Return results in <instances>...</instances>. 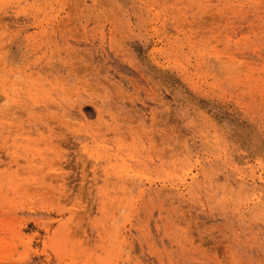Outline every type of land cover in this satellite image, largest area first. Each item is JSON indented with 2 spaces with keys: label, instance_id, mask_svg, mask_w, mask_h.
Here are the masks:
<instances>
[{
  "label": "rangeland",
  "instance_id": "rangeland-1",
  "mask_svg": "<svg viewBox=\"0 0 264 264\" xmlns=\"http://www.w3.org/2000/svg\"><path fill=\"white\" fill-rule=\"evenodd\" d=\"M0 264H264V0H0Z\"/></svg>",
  "mask_w": 264,
  "mask_h": 264
},
{
  "label": "bare ground",
  "instance_id": "bare-ground-1",
  "mask_svg": "<svg viewBox=\"0 0 264 264\" xmlns=\"http://www.w3.org/2000/svg\"><path fill=\"white\" fill-rule=\"evenodd\" d=\"M82 64H83V62H82ZM97 65H98V64H97ZM103 65H104V64H103ZM71 66H72V64H71ZM71 66H70V67H71ZM85 66H86V65H85ZM91 66H92V65H90V67H91ZM98 67H99V65H98ZM101 67H102V66H101ZM75 68H76V67H75ZM80 68H81V67H80ZM71 69H72V68H71ZM77 69H78V68H77ZM92 69H93V68H92ZM104 69H105V68H104ZM69 70H70V69H69ZM96 70H97V69H96ZM71 71H72V70H71ZM90 71H91V70H90ZM90 71H89V72H90ZM89 72H88V73H89ZM96 72H97V71H96ZM76 73H77V72H76ZM86 73H87V72H86ZM43 74H44V73H43ZM84 74H85V73H84ZM89 74H90V73H89ZM83 76H84V75H83ZM89 76H91V74H90ZM89 76H88V77H89ZM96 76H97V75H96ZM98 76H99V75H98ZM98 76H97V77H98ZM84 77H85V76H84ZM93 81H95V80H93ZM97 81H99V79H98ZM97 83H98V82H97ZM101 83H102V82H101ZM102 84H103V83H102ZM100 85H101V84H99V86H100ZM116 85H117V84H116ZM102 86L105 87L106 85H105V86L102 85ZM102 86H100V87H102ZM114 86H115V85H114ZM137 86H138V85H137ZM95 87H96V86H95ZM117 87H118V86H117ZM108 88H109V87H108ZM95 89H96V88H95ZM101 89H102V88H101ZM116 89H117V88H116ZM137 89H139V87H138ZM153 89H154V88H153ZM105 90H106V87H105ZM145 90H146V89H145ZM147 90H148V89H147ZM109 91H110V90H109ZM109 91H108V93H110ZM117 91H118V90H117ZM111 92H112V91H111ZM119 93H120V92H119ZM126 93H127V92H126ZM122 94H123V92H122ZM122 94H121V95H122ZM129 94H130V93H129ZM148 94H149V93H148ZM152 94H154V93H152ZM117 95H118V94H117ZM119 95H120V94H119ZM123 95H124V94H123ZM109 96H110V95H109ZM125 96H126V95H125ZM129 96H130V95H129ZM133 96H134V95H133ZM148 96H149V95H148ZM155 96H156V95H155ZM111 97H112V96H111ZM151 97H152V96H151ZM153 97H154V96H153ZM156 97H157V96H156ZM124 98H125V97H124ZM130 98H132V95H131ZM157 98H158V97H157ZM157 98H155V99H157ZM94 99H95V98H94ZM110 99H111V98H110ZM111 100H112V99H111ZM123 100H124V99H123ZM132 100H133V99H132ZM140 100H141V99H140ZM152 100H153V99H152ZM113 101H114V100H113ZM157 101H158V99H157ZM84 102H85V101H84ZM86 102H87V101H86ZM95 102H96V101H95ZM95 102H94V103H95ZM97 102H98V101H97ZM111 102H112V101H111ZM91 103H92V102H91ZM91 103L87 104V106H90V107L92 106V108L95 109L96 111H98L99 113L102 111V110L100 111L101 107H97V106H96L97 103H96V105H95L94 103H93V104H91ZM112 103H113V102H112ZM119 103H120V102H119ZM83 104H84V103H83ZM114 104H115V102H114ZM124 104H125V103H124ZM100 105H101V104H100ZM121 105H122V104H121ZM121 105H120V106H121ZM79 106H80V105H78V107H79ZM113 106H114V105H113ZM113 106H112V107H113ZM120 106H119V107H120ZM123 106H124V105H123ZM119 107H118V108H119ZM121 107H122V106H121ZM121 107H120V108H121ZM124 107H125V106H124ZM124 107H123V108H124ZM79 109H82V108L80 107ZM114 109H115V107H114ZM103 111H104V110H103ZM125 111H126V110H125ZM129 111H130V110H129ZM123 112H124V111H123ZM140 112H141V111H140ZM152 112H153V111H152ZM134 113H135V112H133V114H134ZM124 114H125V113H124ZM141 114H142V113H141ZM154 114H155V113H154ZM55 115H56V114H55ZM83 115H84V114H83ZM111 115H112V114H111ZM116 115H117V114H116ZM138 115H139V114H138ZM138 115H137V117H138ZM143 115H144V114H143ZM155 115L157 116V112H156ZM134 116H135V115H134ZM49 117H50V116H49ZM53 117H54V116L52 115V118H53ZM120 117H122V116H120ZM137 117H136V118H137ZM143 117H144V116H143ZM143 117H141V118L139 117V118L142 119ZM158 117H160V115H158ZM117 118H119V117H117ZM136 118H135V119H136ZM144 118H145V117H144ZM55 119H56V118H55ZM126 119H127V118H126ZM126 119H125V120H126ZM154 119H155V118H154ZM51 120H52V119H51ZM142 120H143V119H142ZM155 122H156V121H155ZM112 124H113V123H112ZM123 124H124V123H123ZM157 124H158V123H157ZM50 125H51V124H50ZM48 126H49V125H48ZM132 126H133V125H132ZM123 127H124V126H123ZM121 128H122V127H121ZM128 128H129V127H128ZM56 129H57V128H56ZM101 130H102V129H101ZM56 132H57V131H56ZM52 133H53V132H52ZM167 135H168V134H167ZM57 138H58V137H57ZM64 139H65V138H64ZM56 140H57V139H56ZM59 140H60V139H59ZM66 140H67V139H66ZM53 142H54V141H53ZM59 142H60V141H59ZM58 144H59V143H58ZM62 144H63V143H62ZM62 144H60V145H62ZM57 147L59 148V146H57ZM71 148H72V147H71ZM84 160H85V159H84ZM67 179H68V178H67ZM69 180H70V179H69ZM85 185H86V184H85ZM78 186H79V185H78ZM62 187H63V186H62ZM69 187H70V186H69ZM79 187H80V186H79ZM67 188H68V187H67ZM66 190H68V189H66ZM49 191H50V190H49ZM53 193H54V192H53Z\"/></svg>",
  "mask_w": 264,
  "mask_h": 264
}]
</instances>
